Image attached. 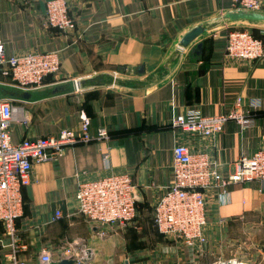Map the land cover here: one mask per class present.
Segmentation results:
<instances>
[{"label":"crops","instance_id":"0c3cea01","mask_svg":"<svg viewBox=\"0 0 264 264\" xmlns=\"http://www.w3.org/2000/svg\"><path fill=\"white\" fill-rule=\"evenodd\" d=\"M46 1L0 0L5 53L56 52L60 60L40 87L20 89L0 76V98L13 105L11 141L77 131L82 116L91 135L104 127L109 139L66 145L34 164L15 220L26 246L19 257L41 264V250L67 244L81 256L74 264H264V181L205 191L206 242L191 248L160 235L151 218L152 204L172 180L175 142L207 153L223 177L237 171L240 155L264 149V21L227 19L235 0H64L76 23L64 34L45 23ZM258 11L264 13V0ZM197 26L204 31L177 53ZM236 28L260 37V58L225 57V34ZM238 98L243 106L258 101L246 107L255 116L252 127L230 119L203 138L170 126L190 109L227 113ZM119 172L133 179L138 216L126 228H91L76 212L74 191L79 182ZM9 242L0 222V254Z\"/></svg>","mask_w":264,"mask_h":264},{"label":"built area","instance_id":"2783aa9c","mask_svg":"<svg viewBox=\"0 0 264 264\" xmlns=\"http://www.w3.org/2000/svg\"><path fill=\"white\" fill-rule=\"evenodd\" d=\"M45 3L44 19L48 26L64 34L74 30L75 19L68 14V5L64 0H48ZM234 5L235 9L258 11L260 0H235ZM223 46L227 58L251 63L263 55L262 40L249 29L229 30L225 34ZM59 64L56 52L7 55L4 43L0 41V76L20 89L42 86L47 75L59 71ZM257 103L254 99L243 106L238 98L229 112L206 116L190 109L185 114L176 115L170 126L203 138L220 133L223 124L230 119L243 128L252 127L255 116L247 108ZM12 112L11 101L0 98V222L10 240L7 245L9 249L0 254V264H26L19 257V252L26 246L18 240L15 220L22 213V189L32 182L34 164L57 157L66 145L108 140L109 132L99 127L91 135L89 119L82 116L77 131L62 129L57 135L23 137L12 142ZM27 125L25 120L24 126ZM106 156L103 153V158ZM238 159L237 171L223 177L218 164L207 153L175 142L172 148L171 183L163 187L152 204L151 218L157 232L173 237L188 248L205 243L207 210L204 192L227 183L264 181V149H258L249 156L242 154ZM73 196L77 203L76 212L84 217L91 228L99 231L105 227L126 228L138 216V195L128 173H111L79 182ZM54 213L55 218L61 216L59 210ZM53 255L57 262L65 259L75 262L81 260L72 246L65 244L64 248L56 252L41 250L39 261L41 264H52Z\"/></svg>","mask_w":264,"mask_h":264},{"label":"water","instance_id":"95a60500","mask_svg":"<svg viewBox=\"0 0 264 264\" xmlns=\"http://www.w3.org/2000/svg\"><path fill=\"white\" fill-rule=\"evenodd\" d=\"M224 16L227 19L232 20V21L236 19L248 20V21H252V20L264 21V13H261L259 11H254V10L248 11V10H242V9H235V10L225 13ZM203 31L204 30L199 26L190 29L180 40L177 53H179L185 46L188 45L190 41H192L195 37H197ZM74 263L75 261L72 259H65V260L59 261L57 264H74Z\"/></svg>","mask_w":264,"mask_h":264},{"label":"rangeland","instance_id":"374dc122","mask_svg":"<svg viewBox=\"0 0 264 264\" xmlns=\"http://www.w3.org/2000/svg\"><path fill=\"white\" fill-rule=\"evenodd\" d=\"M247 28V27H246ZM114 79V77H112ZM116 78V77H115ZM213 264H236L235 262H227V263H224V262H218V263H213Z\"/></svg>","mask_w":264,"mask_h":264},{"label":"trees","instance_id":"16d2710c","mask_svg":"<svg viewBox=\"0 0 264 264\" xmlns=\"http://www.w3.org/2000/svg\"><path fill=\"white\" fill-rule=\"evenodd\" d=\"M255 34V33H254ZM256 35V34H255ZM202 68H204V65H202ZM254 115V114H253Z\"/></svg>","mask_w":264,"mask_h":264}]
</instances>
